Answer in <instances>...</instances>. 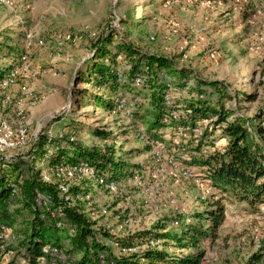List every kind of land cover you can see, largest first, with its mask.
Segmentation results:
<instances>
[{
    "label": "rangeland",
    "instance_id": "1",
    "mask_svg": "<svg viewBox=\"0 0 264 264\" xmlns=\"http://www.w3.org/2000/svg\"><path fill=\"white\" fill-rule=\"evenodd\" d=\"M9 1L11 5L0 2V75L9 58L27 54L38 76L19 78L14 86L5 89L1 95L10 97L12 103L4 106L1 96L0 118L8 119L15 128L16 102L22 99L29 134L39 132V139L52 125L54 135L63 138L64 154L77 149L103 155L105 161H110L107 168H113L119 178L123 179L126 174L118 173L125 170L145 172L146 186L158 189L152 197L133 190L132 200L125 204L92 181L76 182L73 189L93 192L94 205L108 207L111 217L94 221L83 207L78 208L82 214L74 212L97 233L107 232L108 226L116 227V216L130 219L134 231L126 238L143 233L183 236V229L192 231L195 227L207 233H196L198 243L188 247H181L166 236L161 250L167 256L202 254L199 264H264V205L254 210L227 198L220 199L216 190L218 195L201 200V187L187 181L181 171L157 180L152 174L157 162L139 137V129L147 132L146 125L154 118L151 95L164 89L165 73L174 82L175 78H190L189 89L178 84L180 87L174 92L183 109L188 106L183 102L185 98L189 102L198 98L212 106L221 102L232 113L229 119H252L255 114L264 113V0ZM27 35L33 42L43 40L45 46L27 48ZM103 41L105 57L98 61ZM151 56L166 58L185 69L186 76L154 70L157 80L149 76L146 86H134L133 68ZM95 64H103L112 72L110 79L107 77L109 82L113 75L121 77L125 84L121 91L134 103L133 108L137 109L136 103L149 107L146 115L140 116L142 121L111 117L108 110L100 107L98 98L106 94L102 84L91 83ZM28 94L45 95L46 100L32 106L24 98ZM196 122L204 145L216 142L223 150L226 140L222 130H207L206 134L203 121ZM185 124H190V120ZM195 137L188 131L181 138L175 157L180 167L194 168L204 181L200 167L186 159L193 156ZM72 142L74 145H70ZM167 142L163 145L165 154H171ZM31 150L28 147L7 153L28 159ZM31 164L35 171L40 169L35 160ZM125 189L131 191L127 185ZM219 200L225 209L224 217L211 231L205 214L215 210L214 203ZM53 235L65 237L66 232L55 230ZM254 257L260 259L259 263H254Z\"/></svg>",
    "mask_w": 264,
    "mask_h": 264
},
{
    "label": "built area",
    "instance_id": "2",
    "mask_svg": "<svg viewBox=\"0 0 264 264\" xmlns=\"http://www.w3.org/2000/svg\"><path fill=\"white\" fill-rule=\"evenodd\" d=\"M5 5H11L9 0H0ZM93 36V35H91ZM25 44L27 48L32 45L38 47H44L45 42L38 40L33 42L30 35L25 37ZM186 55L181 61H184ZM148 74V68L145 66L141 72H137L133 77V84L136 87L145 86L146 78ZM38 76V72L31 68V63L27 54H23L20 58L12 57L7 60V66L2 70V79L0 80V98L2 96V104L10 105L12 100L10 97L3 94L5 89L14 86L19 78L35 79ZM163 105H162V117L161 124L163 128L158 131L162 140H153L149 134L139 129L140 140L143 141L147 147H149V153L157 162V166L152 174H155V178L158 180H165L168 175L176 176L177 172H182L187 181L196 184L201 187L203 193L201 200H208L211 196L216 194L215 189L205 180L201 181L199 176L195 173L192 167H180L176 155L180 148V141L188 131L194 133L195 140L194 145H199L201 141V134L198 133L197 128H193L190 124L182 122V108L179 105L181 102L174 96L176 83L173 78L163 74ZM120 83L121 77H118ZM185 89H189L192 84L191 80H183ZM29 101L30 105L36 106L39 102L46 100L45 95L39 97H33L28 94L24 97ZM112 106L108 109V114L111 117L120 116L125 120H135L133 108L134 103L123 95L121 91L116 92L111 96ZM137 99L135 98L136 102ZM31 101V102H30ZM135 107V106H134ZM2 114V108L0 107V116ZM181 120V121H179ZM215 118H209L204 120V124L208 131L213 130V122ZM187 122V121H186ZM15 128L12 127L10 121L5 118H0V157L5 161H12L19 158L21 155H10L7 153L11 150L32 148V152L36 151V143L38 141V134H29V120L26 117L24 109V100L20 99L16 102L15 110ZM42 128V126H41ZM54 128L50 127L47 131L49 136L48 144L43 148V154L38 165L41 169V181L44 185L48 186L47 189L36 190L32 198L31 209H22V214L17 219V222L10 226L7 223L0 222V264H80L84 252H72L74 247L73 241L70 243L69 238H73L77 235V227L73 225L66 217L67 211H75L82 214L78 208L83 207V212L86 213L92 220H107L111 217L108 207H99L94 205V193L87 189H73L76 182L86 181L87 184L92 181L100 189L108 191L112 196L117 199L123 200L125 204H128L133 198V190H139L141 194L152 197L157 192V188H151L146 186L145 172L140 171H122L118 174H126L123 179L119 178L113 168L105 169L100 168L94 164V162L88 160H73L71 162H60L54 165H48V161L59 150L58 146H54L52 141L57 136L54 135ZM55 136V137H54ZM70 140L74 141V138ZM170 143V153L165 154L164 142ZM51 143V144H50ZM34 149V150H33ZM219 150L218 143L213 142L212 145L204 146L201 148L199 155L206 157L211 151ZM221 150V149H220ZM195 154V153H194ZM193 155V154H192ZM31 156L30 160H34ZM187 160L191 158L186 157ZM170 170V171H169ZM24 180L23 174L18 178V183L8 184L9 198L6 200V208L10 213L15 209L22 208V183ZM131 190L125 191V186ZM206 199V200H205ZM184 209V208H183ZM78 210V211H77ZM35 217H39L41 220H51L56 230L66 232L65 237L59 235V244L56 241L46 242L39 246L38 253L34 255L26 244V235L24 230L28 224H30ZM25 219V221H24ZM116 227L108 226L107 232L104 231L106 236L101 233L94 232V228L90 229L93 232L92 236H87L86 241L103 243L105 246L112 250L113 255L116 258L125 257L130 254H134L139 251H143L146 248L161 249L162 240L145 237L143 243L138 246H131L122 248L113 239H123L129 236L134 231L133 224L130 219H120V216L114 217ZM97 231V230H95ZM114 248V249H113ZM91 250V249H90ZM105 252H100L98 259L99 264H106ZM141 261H145L141 258Z\"/></svg>",
    "mask_w": 264,
    "mask_h": 264
},
{
    "label": "trees",
    "instance_id": "3",
    "mask_svg": "<svg viewBox=\"0 0 264 264\" xmlns=\"http://www.w3.org/2000/svg\"><path fill=\"white\" fill-rule=\"evenodd\" d=\"M104 51L105 48L103 41V43H101V47L99 48L98 61H101V59L105 57ZM141 63L142 65L137 67L135 65V68H133V77L137 72H141L146 66L148 68L146 84L149 76H151L152 79H156L153 75L154 70H162L170 73L176 72L179 76H186L187 73L185 69L178 68L166 58L151 56L146 57V59ZM93 73L95 78H92L91 83H95L97 85L102 84L104 93L108 95H105L107 98H105L104 95L99 96V105L102 109L108 110L112 106L110 99L111 96L116 92L123 90L122 88L125 84L118 81L117 75L112 76V79L110 80L112 83L109 82L107 77L109 78L112 72L103 64H95L93 67ZM1 79L2 75H0V80ZM184 79L190 78H175L177 88L179 85H182L183 87L186 86L183 82ZM163 91L164 89L162 91L158 90L157 92L152 93L150 101H152L151 110L154 113V118H152V120L146 125V130L150 138L159 141H164L158 133V131L163 128V124H161ZM142 99L144 100V97ZM183 102L188 104L185 109L182 108L183 123H187L186 121L190 120L192 127L196 128L197 120L203 121V125L205 126L204 120L215 118L216 120L213 122V129L215 130L216 128H220L222 130L223 137L226 140L223 150L211 151L206 157H204L199 155L201 148L211 144L204 145L206 142L202 141L201 138L198 146L193 144V147H191L193 156H191V160L189 161H192L194 166L200 167V169L204 172L203 176L205 180L209 181V183L217 191L221 197L220 199H222V197L227 198L229 201L236 204H245L254 210L258 209L259 206L264 205V113L255 114L252 119L245 117H234L229 119L232 117V113L228 109H225L221 105V102L215 106H212L206 100H200L198 98H196L193 102H189L188 98H185ZM136 104L138 105L137 109L134 111L135 120L142 121L140 116H145L149 107H145L142 103ZM207 130L208 129L206 127V134ZM62 139L57 136L50 141L54 146H58L59 150L52 158L49 159L48 165L51 166L60 162H71L73 160H88L94 162L96 166L105 169L110 163L109 160H104L103 155L97 156L95 154H88L87 152H82L77 149L72 152V154H64L62 152V150H64V142ZM48 142L49 136L45 132L40 135L35 145L36 151H31L32 153L28 159L20 156L12 161H5L0 157V222L13 226L22 214V209H31L34 192L36 190L48 188V186L44 185L41 181V170L39 169L35 171L31 164L32 159L30 160V157L33 156L35 163L40 161L43 154V148L48 144ZM167 143L170 146V143ZM70 145H74V143L72 142ZM113 166H115L114 163ZM22 174L24 176V180L21 185V202L23 203V207L15 209L14 212L10 213L5 204L10 195L8 184L13 182L18 183V178ZM217 197L218 196L214 197V199H217ZM214 205L216 207L215 210H210L205 214V219L211 222V231H214V229L221 224L225 210L222 200L215 202ZM66 217L77 227L78 230L77 235L73 238L74 247L72 252H84L80 264H99L98 256L100 252H105L107 254L106 264H142L141 258L145 259L146 264H199V260L202 256V254L167 256L161 249L146 248L141 252L139 251L125 257L116 258L110 248L105 246L103 243L97 242L96 239L92 242L86 241L87 236L93 237L94 234L79 214L74 211H67ZM201 217L202 216H199V218ZM28 225L29 226H27L23 232L26 235V244L34 255L38 253V249L41 244L53 242L52 239L54 237L56 244H59L58 236L53 235L56 227L51 220H41L39 217H35ZM192 231H189L188 229L185 231V229H183V236L180 234L157 236L143 233L129 238L119 239L113 237V239L120 245V247L126 248L141 245L145 237L161 239L163 241L167 236V239L175 240L181 247H188L189 244L196 245L198 243L199 238L196 239V233L197 235L207 236L206 232L197 230L196 227L192 228ZM184 239H187V242L182 243ZM253 260L254 263H259L260 261V259L256 257H254Z\"/></svg>",
    "mask_w": 264,
    "mask_h": 264
}]
</instances>
